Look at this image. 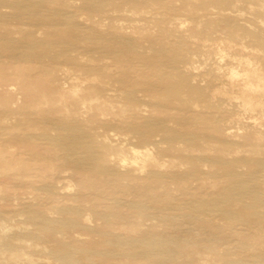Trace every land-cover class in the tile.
Returning <instances> with one entry per match:
<instances>
[{
    "label": "bare ground",
    "instance_id": "1",
    "mask_svg": "<svg viewBox=\"0 0 264 264\" xmlns=\"http://www.w3.org/2000/svg\"><path fill=\"white\" fill-rule=\"evenodd\" d=\"M0 264H264V0H0Z\"/></svg>",
    "mask_w": 264,
    "mask_h": 264
},
{
    "label": "rangeland",
    "instance_id": "2",
    "mask_svg": "<svg viewBox=\"0 0 264 264\" xmlns=\"http://www.w3.org/2000/svg\"><path fill=\"white\" fill-rule=\"evenodd\" d=\"M5 193L8 195V196H10L11 197V200L14 198V192L10 189V188H6V190H5ZM70 193H71V191H69V190H63V191H60L59 192V195L58 196H49V200H51V199H56V201H57V203H60V204H63L65 201H67V198L69 197L70 198ZM80 193H84V194H82L83 196L82 197H84L82 200H78V199H75L74 201H72L73 203H67V204H71V205H74V206H76L78 209H81L82 211H84V212H88V210L90 209V206L91 205H96L95 207L96 208H91L90 210L91 211H93V210H99L100 208H99V206H98V204L97 203H94V202H91L90 201V199H91V196H92V194H95V193H93V192H89V191H84V192H80ZM71 194H73V195H79V194H77V192H75V193H71ZM24 196V198H28V201H30V203H32V202H39L38 201V199H36L35 198V196L33 195H25V194H21V196ZM20 196V197H21ZM39 196V195H38ZM203 196V198H205L207 195H202ZM47 198V197H45V196H42V198ZM199 197V196H198ZM34 198H35V200H34ZM162 198V197H161ZM18 200H20V198L18 199ZM139 200L140 201H142V202H147V203H149L150 202V199L148 198V196H145V195H143V197H140L139 198ZM151 203H152V205L153 206H157L158 205V203H156V202H154L152 199H151ZM19 206V205H18ZM36 208L37 209H39L40 211L42 210V209H44L45 207H43V206H36ZM119 210V209H118ZM94 212V211H93ZM67 217L68 216H70V215H66ZM101 221H103V220H100V222ZM222 249H223V246H222Z\"/></svg>",
    "mask_w": 264,
    "mask_h": 264
}]
</instances>
